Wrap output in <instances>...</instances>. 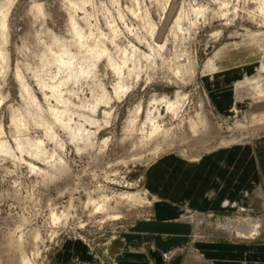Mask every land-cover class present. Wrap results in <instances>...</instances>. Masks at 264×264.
Returning <instances> with one entry per match:
<instances>
[{"label":"rangeland","instance_id":"374dc122","mask_svg":"<svg viewBox=\"0 0 264 264\" xmlns=\"http://www.w3.org/2000/svg\"><path fill=\"white\" fill-rule=\"evenodd\" d=\"M85 1L84 11H80L69 0H0V6L9 4L7 41L3 44L0 40L6 54V60L0 61V141L11 151L0 153V254L8 252L9 263L21 254H31L28 258L33 264H121L124 260L153 264L141 242L146 239L152 244L161 242L157 253L163 254L166 264L179 258L178 264H245L241 259L244 253H248L244 259L249 254L255 256L251 264H264V228L255 239L223 230L227 219L235 225L236 218L246 215L264 222V178L263 183L257 182L255 170L246 187L223 199L219 196L227 182L216 177V211L154 200L145 192L143 182L144 169L151 162L182 151L199 157L227 148L224 163L228 168L220 173H226L236 184L237 175L246 173L245 165L251 162L257 166L256 153L264 146V123L251 127L247 121L254 112L264 111V72H250V78H238L237 83L225 88L215 85L214 74L249 63L264 67V22L256 25L238 19L224 25L209 12L190 33L178 31L174 38L168 34L166 21L162 23L160 6L165 0H139L138 17L125 8L131 5L130 0ZM250 4L255 7V3ZM146 13L159 28L156 35L160 32L162 38L167 37L162 56L155 60L144 58L150 54V38L141 21ZM71 16L86 35L92 32L93 41L104 43L112 60V64L105 58L99 60L93 76L68 82L71 93L64 94L74 105L102 92L112 99L109 107H101L94 115L83 109L65 116L63 123L70 120L73 129L82 126L91 135V142L83 131L72 141L63 124L53 121L47 109L56 108V102L40 85L57 76L56 66L48 64V50L56 51L57 41L73 45ZM109 22L117 30L114 44ZM16 71L39 106L30 114ZM62 77L58 75L56 81ZM118 82L128 91L115 96ZM177 94L186 99L176 115L168 113L162 104L150 106L155 99L172 100ZM138 103L141 112L136 126L126 128ZM104 108L109 109L108 117L102 114ZM148 110L154 111L155 117L159 113L160 129L151 143L143 139L150 127L140 131L139 123ZM12 113L25 119V126L18 131L11 124ZM38 115L52 123L50 129L35 125ZM91 119L97 124H91ZM37 145L44 151L39 157L33 156ZM57 156L61 163L56 162ZM125 193L141 195L142 204L120 199L118 195ZM88 197L93 202L89 203ZM103 197L111 201L104 203ZM101 205L103 210H97ZM163 212L172 213L173 218L161 228L158 215ZM53 214L65 222H54ZM143 224L150 225L152 231H143ZM165 229L169 233L186 232L177 236L162 232ZM174 242L184 244L169 247Z\"/></svg>","mask_w":264,"mask_h":264},{"label":"bare ground","instance_id":"6f19581e","mask_svg":"<svg viewBox=\"0 0 264 264\" xmlns=\"http://www.w3.org/2000/svg\"><path fill=\"white\" fill-rule=\"evenodd\" d=\"M131 5L126 6V10L130 12L135 17H138V12L140 11V1L139 0H130ZM72 7L76 10L84 11V6L86 4V1H82L80 3H73L71 0H69ZM251 2L255 3V7L252 8ZM214 5V6H213ZM257 5V7H256ZM38 12H41V8L38 6L36 7ZM9 9V4H4L0 6V40H2L3 44L7 41L6 36V30H7V14ZM121 10V9H120ZM118 10L120 19L122 20V12ZM161 11V18L162 23H165L166 21V29H168V34H172L173 36L178 35V31L184 32V33H190L191 29L193 27H196L200 21L206 20L207 14L211 12L212 19L217 17L219 19H222L224 21V25L232 24L234 20H241L250 22L251 24H256L257 22H261L263 24L264 22V0H165L163 2V5L160 6ZM160 19V18H159ZM164 20V21H163ZM141 21L143 23L144 29L147 32V36L150 38L148 42L149 47V55H144V58L153 59L155 60V57L162 56L161 51L165 47L167 43V37L162 38L161 33L158 32L156 35V32L159 31L158 26L153 22L151 17L148 13L145 14L144 18H141ZM164 26V24H162ZM258 25V24H256ZM70 28H71V35H72V41L74 45V50L72 51V46L69 44L67 45L66 42H58L57 41V47L56 51H52L51 49L48 50L49 57L51 60L48 62L50 65L56 66L57 76L63 75L62 78L56 81V77L49 79L50 82L48 84H41L42 89H47L50 92V98H53L56 102V108L49 107L47 109L48 115L53 118V121L56 123L63 124V128L68 131L69 136L71 137V140L73 141L75 138L76 133H80L83 131V133L86 135V140L90 141V134L84 130H82V126L75 127V129L71 128L69 126L70 120L65 122V116L68 114H74L82 112L81 110H87L91 114L94 115V113L100 109L101 107H109L110 102L112 101L111 98H108L104 92H102L100 95L95 96L92 94L91 100L86 102H80L78 105H74L70 99L69 96L65 97V95H70L71 91L68 89V82H74L77 83L81 80L87 79L88 76H93L95 73V70L97 69L98 62L102 58H105L108 62V64H112L111 55L109 54L108 50L106 49L104 43L101 41H93V34L90 31L87 35L83 32L82 29L77 24L76 19L71 16L70 17ZM109 28L111 30V43L114 44V38L116 37V27L114 23L109 22ZM161 28V27H160ZM164 30V29H163ZM161 31V30H160ZM186 31V32H185ZM165 32V31H164ZM183 33V34H184ZM167 34V35H168ZM171 35V37H172ZM174 36V38H176ZM91 41V42H90ZM151 41V42H150ZM1 42V41H0ZM2 42L0 43L2 45ZM66 43V44H65ZM174 44V43H173ZM0 45V61L6 60V54L5 51L2 49ZM71 47V48H70ZM164 51V50H163ZM177 63L175 64L176 68H179L180 63L176 59ZM175 61V62H176ZM181 61V60H180ZM125 65V63H123ZM117 71L120 70L119 68L116 69ZM260 73L264 72V67H261L257 63H249L244 68L239 67H232L229 69H225L222 72H216L214 74V83L219 88H225L230 86L231 84L237 83V80L243 79L246 80L250 78L248 75L252 72ZM251 72V73H250ZM255 73V74H256ZM254 74V75H255ZM252 75V74H251ZM15 77L18 80V84L21 88V93L23 95H26L28 98V104L29 107L27 109V113H32V111L38 110L39 106L37 104L36 98L29 92L28 86L24 83L22 76L19 74L18 71L15 73ZM136 80H138V75L135 76ZM239 78V79H238ZM148 79V77L146 78ZM151 80V79H150ZM148 82V81H147ZM128 91V89H124L121 86V83L118 82L116 84V87L114 88V95L119 96V94ZM223 92V91H222ZM253 95V92L251 91L250 96ZM118 100V98H115ZM185 96H180L177 94L174 99H166L161 98L160 100H153L152 104L150 106L153 107L155 104H162L166 111L172 115H176L183 107L185 103ZM151 110V107H150ZM148 110L147 114L144 115V119L141 120L140 123V131L144 132L145 127H150V132L148 136H143V139L145 141H149L151 143L153 134L158 133L160 127L157 125V120L159 118V113H157L158 117L154 116V111ZM154 110V109H152ZM141 112V106L138 103L135 105V107L132 109V112H130V115L126 122V128H133L136 126L137 122V116ZM102 114L105 117H108L110 114L109 109L106 111L105 108L102 111ZM107 115V116H106ZM139 117V116H138ZM11 124L14 126L15 130H19L20 128H23L25 126V119L24 117H19L15 115L14 113L11 114ZM89 122L93 125L97 124V121L91 119ZM253 127V125H258L264 123V111H256L253 113L252 117L247 121ZM35 125L43 128L50 129L52 123H50L48 120L45 119L44 116L38 115L35 118L34 121ZM245 124V122L243 123ZM241 125V124H240ZM248 125V124H245ZM255 127V126H254ZM0 134H2L1 126H0ZM52 137V136H51ZM54 139V137H53ZM142 139V140H143ZM229 141V140H228ZM91 142V141H90ZM103 145L105 146L106 140L102 141ZM147 143V144H149ZM59 145V148L62 149L63 144L57 143ZM146 144V143H145ZM230 144V143H229ZM225 145V144H224ZM147 146V145H145ZM226 146V145H225ZM154 147V146H152ZM17 148L20 149L19 144H17ZM156 147L153 148L152 151H154ZM210 151V150H209ZM9 146L0 141V153L3 154H10ZM44 151L42 150L40 145L35 146V150L33 152V156L39 157L40 155H43ZM178 157H180L183 160H186L187 162L196 161L200 157H196L194 155L189 154V152H180L174 154ZM56 158V157H55ZM57 163H61L62 159L57 156L55 159ZM148 161H146L147 163ZM222 168H228L226 163H222ZM146 193H148V190H145ZM144 192V194H145ZM143 194V195H144ZM148 195V194H147ZM120 199H126L128 201L137 202L139 204H142V198L139 194H128L125 193L124 195H118ZM89 198V197H88ZM104 198V197H103ZM102 198V199H103ZM115 199V198H114ZM110 199H103L104 203H108ZM156 200V198L154 199ZM158 200V199H157ZM92 201V199H88V202ZM111 201V200H110ZM93 202V201H92ZM90 203V202H89ZM105 206L101 205L97 208V210H103ZM186 208V207H185ZM176 214V213H174ZM172 213L170 212H163L158 215V220L161 222L159 227L165 226L169 221L172 220ZM54 219H52L54 222H62L64 218H59L54 216ZM190 218V217H189ZM62 221H61V220ZM116 219V218H115ZM206 219V218H205ZM66 220V219H65ZM64 220V222H65ZM236 224L232 225L231 221H227L223 223V230H229L228 234L233 231V233L236 236H243L248 239H255L258 236V232L264 228V222H260L257 219H254L250 216L245 217H238L235 219ZM234 223V222H233ZM263 224V225H262ZM143 231H149L151 230L150 225H142ZM220 228H222L220 226ZM260 229V230H259ZM225 230V232H226ZM264 230V229H263ZM221 231V229H220ZM219 231V232H220ZM226 235V234H225ZM35 238H39L38 234L34 233ZM234 236V235H233ZM233 236L231 238H233ZM150 240H153L152 236L148 237ZM240 239V238H239ZM35 240V239H34ZM36 241V240H35ZM20 244V243H19ZM18 248H20V245H18ZM38 252L37 250H35ZM6 251L1 252L0 254V264H33L30 260L32 258L31 254L24 255L21 254L20 257H18L15 260H12L11 263L8 262V256ZM34 254H36L34 252ZM39 254V252H38ZM38 254L34 255L37 256ZM161 254V255H160ZM158 254L161 258V262L165 263L164 256L162 253ZM40 255V254H39ZM31 256V257H30ZM38 257V256H37ZM35 259V257H34ZM167 259V258H166ZM37 261V260H36ZM34 262V261H33ZM154 263V262H153ZM36 264V262H35Z\"/></svg>","mask_w":264,"mask_h":264},{"label":"crops","instance_id":"0c3cea01","mask_svg":"<svg viewBox=\"0 0 264 264\" xmlns=\"http://www.w3.org/2000/svg\"><path fill=\"white\" fill-rule=\"evenodd\" d=\"M227 153L228 149L222 148L216 151L208 152L207 154H202L198 160L191 162H187L174 154L160 156L145 167L143 172L144 188L148 190V193L152 197L170 205L199 210H207L211 208L215 211L219 210L216 208L219 205V202H216L217 176L221 178L223 182H227V187L225 189L223 188L224 190L222 189L221 196H219L222 199L227 197V195H235L239 193L243 187H246L251 179L253 170L256 172V177L258 179L257 182L261 181V183H263L262 178H264L262 175L264 172V146L260 147L256 153L257 166L253 167V163H247L248 165H245L246 173L244 175H237L239 184H236L234 179H229L226 173H220L222 163L224 162ZM244 163L245 162H243V164ZM235 177L236 176H234V178ZM209 193L211 194L208 195ZM162 232L178 236L179 234L183 235L186 230H171L169 233L168 230L165 229ZM141 242H143L150 260L154 262L153 264H156L154 258L150 255V252H158L157 247L158 245H161V242L155 241V243L152 244L146 239ZM173 244L183 245L184 243L179 244L174 242L170 244L169 247ZM153 246L154 248H152ZM142 253L144 254V252ZM246 254L248 253L241 255V259L245 262V264H251V262L256 261L255 256L251 254L244 259ZM142 257L145 256L143 255ZM179 260L180 258L177 261L174 259L167 262V264H178ZM261 261L264 262V259H261ZM121 264L140 263L134 260H124ZM161 264L166 263L162 262Z\"/></svg>","mask_w":264,"mask_h":264},{"label":"water","instance_id":"95a60500","mask_svg":"<svg viewBox=\"0 0 264 264\" xmlns=\"http://www.w3.org/2000/svg\"><path fill=\"white\" fill-rule=\"evenodd\" d=\"M151 254V256L154 258V261H155V263L156 264H161L162 262H161V258H160V256L158 255V253L157 252H150Z\"/></svg>","mask_w":264,"mask_h":264}]
</instances>
